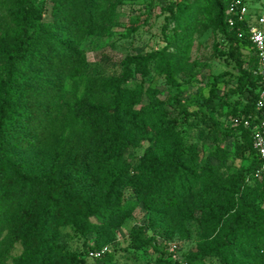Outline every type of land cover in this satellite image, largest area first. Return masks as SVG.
<instances>
[{
  "label": "trees",
  "instance_id": "obj_1",
  "mask_svg": "<svg viewBox=\"0 0 264 264\" xmlns=\"http://www.w3.org/2000/svg\"><path fill=\"white\" fill-rule=\"evenodd\" d=\"M5 1L12 26L0 35V264H82L69 250L74 238L85 251L99 250L138 208L145 223L95 264H118L119 249L132 253L134 264H264L263 162L252 140L261 115L258 61L249 22L236 13L247 0H148L185 26L183 39L186 26L208 20L221 36L215 56L237 71L235 85L227 72L214 76L197 110L180 83L166 101L143 88L152 61L170 77L166 47L138 60L143 79L132 88L130 62L118 78L88 74L80 46L100 33L104 0H52L47 25L40 23L42 0ZM221 84L229 87L219 94ZM223 109L230 123L224 131L210 114ZM226 136L234 138L232 153L220 147ZM202 137H213L207 155ZM230 160L241 165L233 169ZM189 222L201 240L173 259L163 242Z\"/></svg>",
  "mask_w": 264,
  "mask_h": 264
},
{
  "label": "rangeland",
  "instance_id": "obj_2",
  "mask_svg": "<svg viewBox=\"0 0 264 264\" xmlns=\"http://www.w3.org/2000/svg\"><path fill=\"white\" fill-rule=\"evenodd\" d=\"M232 0H224L228 5ZM43 13L40 23L47 25L51 21L50 11L53 7L52 0H42ZM251 16V20L260 17L264 11V0H247L243 4ZM101 7L107 16L100 33L95 37L86 38L80 49L88 62L89 75H103L106 78H118L122 73V63L130 62L133 79L127 84L132 88L142 81L138 60L149 53H153L166 47L170 59L171 74L165 78L158 68V62L152 61L148 64L149 76L144 79L143 88L154 87L158 93L157 98L166 101L176 93L175 84H182L183 97L189 105L190 110L204 108L203 101L210 96L211 79L222 73L232 76L231 85H235L237 71L231 62L215 56L213 47L221 41L218 30L209 26L208 20H200V23L186 26V38L182 33L184 25L173 23L168 20L159 5H148V0H104ZM12 26V19L7 13V3L0 0V35L8 31ZM243 67L249 70L252 59L249 52L243 53ZM258 67V64H257ZM229 86L220 85L219 94L225 93ZM145 97L143 102L145 103ZM225 109L218 112H210L220 130L230 127L229 121L224 117ZM182 129H185L183 127ZM200 148L204 155L214 149L213 137H202ZM234 138L226 136L220 143V147L233 152ZM149 143L145 142L144 146ZM234 168L240 166L238 161L228 162ZM145 223V213L141 208L135 210L133 215L118 229L113 231L108 241L103 244L110 250L125 247L129 241V232L137 225ZM71 235L72 232H70ZM202 231L195 222L185 225V232L174 237L166 243L173 248V259L181 257L182 254L195 251L196 244L201 240ZM94 237L90 236L88 241L94 245ZM161 242V240H159ZM69 250L80 255L82 264H95L91 256L94 251H85L83 239L74 238L69 244ZM21 252L20 245H16L11 255ZM140 260L150 258L141 253L136 254ZM118 264H134L132 253L119 249L116 255Z\"/></svg>",
  "mask_w": 264,
  "mask_h": 264
},
{
  "label": "built area",
  "instance_id": "obj_3",
  "mask_svg": "<svg viewBox=\"0 0 264 264\" xmlns=\"http://www.w3.org/2000/svg\"><path fill=\"white\" fill-rule=\"evenodd\" d=\"M164 3L178 2L181 0H161ZM232 11V9H230ZM239 21H248V37L252 47L256 51L258 67L257 75L259 77V90L256 100V110L260 112L259 123L255 127L252 133L253 146L257 155L262 160V172L264 173V11L260 17L255 20H251V16L247 12L245 6L241 7L236 12ZM229 24L232 25V21L228 20ZM107 251L106 247L94 251L91 256L94 259L99 258L103 253ZM170 251L173 252V248L170 247Z\"/></svg>",
  "mask_w": 264,
  "mask_h": 264
}]
</instances>
